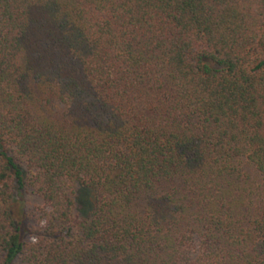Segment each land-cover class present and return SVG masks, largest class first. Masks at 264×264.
<instances>
[{"label": "trees", "instance_id": "obj_1", "mask_svg": "<svg viewBox=\"0 0 264 264\" xmlns=\"http://www.w3.org/2000/svg\"><path fill=\"white\" fill-rule=\"evenodd\" d=\"M0 264H264V0H0Z\"/></svg>", "mask_w": 264, "mask_h": 264}, {"label": "rangeland", "instance_id": "obj_2", "mask_svg": "<svg viewBox=\"0 0 264 264\" xmlns=\"http://www.w3.org/2000/svg\"><path fill=\"white\" fill-rule=\"evenodd\" d=\"M27 203L30 205V204H33L34 202L32 199L27 198Z\"/></svg>", "mask_w": 264, "mask_h": 264}]
</instances>
